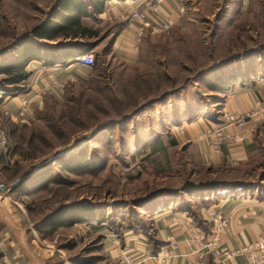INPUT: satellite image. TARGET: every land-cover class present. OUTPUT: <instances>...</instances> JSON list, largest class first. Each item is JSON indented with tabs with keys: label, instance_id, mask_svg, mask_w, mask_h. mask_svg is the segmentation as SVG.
<instances>
[{
	"label": "rangeland",
	"instance_id": "1",
	"mask_svg": "<svg viewBox=\"0 0 264 264\" xmlns=\"http://www.w3.org/2000/svg\"><path fill=\"white\" fill-rule=\"evenodd\" d=\"M54 1L0 0V52L11 55L9 48L45 18ZM111 1L104 13L84 19L101 33L89 50L95 65L85 78H58L63 88L46 93L42 106L33 103L28 122L5 115V106L17 110L20 94L5 95L0 89V126L16 155L12 167L1 156L0 169L7 181L20 178L15 203L4 201L27 213L29 239L49 256L47 264H126L111 255V240L119 247L133 236L147 241L155 254V214L164 207L163 196L172 198L166 206H183L186 210L180 211L195 217L218 194L264 200V102L236 111L228 101L234 91L264 92V0H176L183 11L173 26L166 32L145 29L132 62L125 59L122 45L115 47L130 12ZM138 2L152 17L167 14L170 5L167 0ZM37 62L27 66V89L33 80L45 83L52 72ZM222 81L226 92L209 88ZM227 111L252 114L241 130L261 125L253 135L256 150L249 164L219 167L202 162L194 141L170 145L175 133L183 134L181 127L194 120L208 124L200 138L209 139L211 146L214 140L207 130L222 129L221 142ZM212 148L219 151L220 143ZM83 152L96 165L73 171L58 166V159L79 158ZM49 172L55 180L27 193ZM63 206L90 207L104 221L52 229L48 217Z\"/></svg>",
	"mask_w": 264,
	"mask_h": 264
},
{
	"label": "crops",
	"instance_id": "2",
	"mask_svg": "<svg viewBox=\"0 0 264 264\" xmlns=\"http://www.w3.org/2000/svg\"><path fill=\"white\" fill-rule=\"evenodd\" d=\"M167 2L170 4L168 7L166 5L167 14H157L156 17L160 20L172 17L176 21L179 15V6L178 8L176 7V0H167ZM111 3H121L120 8L123 11L131 12L138 7L139 2L138 0H112ZM148 17L151 18L152 16L148 15ZM139 25L140 22L133 19L126 22L115 44V47L121 45L124 47V55L127 62H132L138 55L137 46L139 45V39L137 32ZM88 26L92 27V25ZM121 38L124 39L122 42L120 41ZM38 65L35 64V67L38 68ZM46 68L52 71L48 75L49 77H70L76 79L85 78L92 67L68 62ZM38 84L43 85L44 82L39 81V79L33 80L29 91L30 99L34 98L40 86ZM263 93L259 96L248 88L244 92L234 91L228 96L230 108L236 111H244L247 108L256 107L262 101L264 102ZM9 103H13L16 106L14 100H10ZM207 127L208 124L201 120L191 121L181 127L183 134L175 133V138L178 143L182 140L196 142L200 159L204 163H212L219 167L249 164L256 150L255 145L251 142H253V135L260 129V124L258 125L259 128L256 127L255 130H249V128L241 130L237 126H226L223 129L224 138H220L222 140L219 151L213 150L209 139L200 138V134H203ZM232 138L235 140L233 141ZM18 189L19 186L6 192H0V264L11 262L13 264H47L49 256L41 254L29 239L30 233L26 226V223H28L27 213L20 205L17 208L14 204L4 201L10 200L15 203L12 197ZM11 194L12 196H10ZM235 194L219 197L220 200L214 201L210 206L203 207L200 213L201 221H198L194 215L177 210L173 206L157 208L155 214L156 236L165 242L161 245V248L168 249L170 247V239L174 238L179 242L181 248L185 249L189 238L194 232L198 230L206 232L205 225L212 224L209 213L213 210L222 211L230 219V225L223 236V243L230 250H236L248 243L264 239V200ZM127 239L128 242L124 246L119 247L115 245V240H111V243H114L111 249L113 257L122 258L126 255L125 253H128L136 261H140V264H163L158 260L157 254L151 252L150 244L147 241L140 240L137 236L128 237ZM179 253V249L173 251L164 264H186L188 259L193 256H181ZM152 255L155 257H152ZM205 264H250V259L247 253L240 252L232 259H226L223 256H220V258H209L205 261Z\"/></svg>",
	"mask_w": 264,
	"mask_h": 264
},
{
	"label": "trees",
	"instance_id": "3",
	"mask_svg": "<svg viewBox=\"0 0 264 264\" xmlns=\"http://www.w3.org/2000/svg\"><path fill=\"white\" fill-rule=\"evenodd\" d=\"M109 1L111 0H55L48 8L45 18L22 34L9 48L10 51L13 50L11 55L6 56L5 52H0V75L2 76L0 78V89L3 90V93L5 95H18L29 89H27V81L30 72L27 70V66L32 61L42 62L46 66H55L72 62L78 56L92 49L101 33L98 28L88 26L84 22V18L95 19L96 16L104 13ZM209 88L221 93L227 91V85L223 81L221 83H210ZM169 143L172 146L178 144L175 138H171ZM57 163L61 169L71 171L84 167L92 168L95 164L86 152H83L79 158L58 159ZM41 167L42 165L27 172L24 179L31 178ZM50 180H55L52 172L42 176L40 183L33 184L34 187L27 190V193L37 190V185L38 188L46 186ZM18 186L17 184L14 187ZM220 196L218 194L214 201L220 200ZM171 201L172 198L168 196H163L160 199L161 204L164 206L169 205ZM180 202H182V199H180ZM181 207L179 210H186ZM199 216L194 217L201 221ZM85 220L103 222L104 217L96 216L94 210L90 207L84 206L70 210L63 206L48 217V225L53 229L59 225H73ZM210 227L211 225H205L207 233L210 231ZM155 239L157 246H154L153 250L157 254L160 251L158 244L161 246L165 242L158 237ZM209 258H214L213 254L208 253L205 261Z\"/></svg>",
	"mask_w": 264,
	"mask_h": 264
},
{
	"label": "built area",
	"instance_id": "4",
	"mask_svg": "<svg viewBox=\"0 0 264 264\" xmlns=\"http://www.w3.org/2000/svg\"><path fill=\"white\" fill-rule=\"evenodd\" d=\"M162 0H159V2ZM179 11H183L182 8H179ZM129 17L133 20L140 22L139 30L137 32V37L140 40L144 30L150 28L152 32H166L168 31L173 24L175 19L172 17H167L165 19H158L157 17L149 18L145 14V11L139 7L134 8L130 13ZM76 61L84 64L86 66L92 67L95 64V56L92 51H88L81 56L76 58ZM63 88V83L58 78L48 77L47 81L40 86L33 99L29 97L28 89L26 92L17 96L19 98V105L16 111H12L9 107L5 106L3 112L5 115L10 116L14 120H21L22 122H28V118L31 112V107L34 104L42 106L44 102V96L46 93L51 90H59ZM264 110V108L262 109ZM252 114L248 111L245 113H236L233 111H227L225 113V119L228 125H234L237 127L245 126L247 123L248 117H251ZM222 129L219 128H209L207 134L214 140L212 146L216 149L220 143L218 138L221 135ZM0 156L4 158L5 165L12 167L16 161V155L13 152L12 144L10 142V137L0 126ZM20 181V178H15L12 181H7V178L3 171L0 169V192H6L13 186L17 185ZM211 218V227L210 231L204 232L198 230L192 234L189 238L185 249L181 248L179 242L171 238L169 241L170 247L168 249H162V251L157 255L158 260L161 263H166L170 254L175 250H180L181 256L193 255L188 259L186 264H205V257L208 253L214 255L215 258H220L223 256L226 259H232L238 253L243 252L247 253L250 259V264H264V239L256 240L255 242L248 243L242 246L239 249L230 250L223 243V236L225 230L230 225V219L222 211L213 210L209 213ZM155 257V256H152ZM122 262L126 264H140V261H135L133 258L125 255L122 257ZM11 264V263H5Z\"/></svg>",
	"mask_w": 264,
	"mask_h": 264
}]
</instances>
